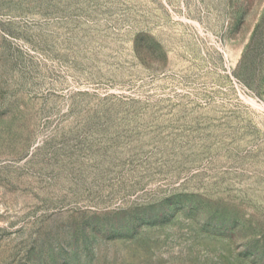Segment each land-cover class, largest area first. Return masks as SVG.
Wrapping results in <instances>:
<instances>
[{"label":"rangeland","instance_id":"rangeland-1","mask_svg":"<svg viewBox=\"0 0 264 264\" xmlns=\"http://www.w3.org/2000/svg\"><path fill=\"white\" fill-rule=\"evenodd\" d=\"M0 264H264V0H0Z\"/></svg>","mask_w":264,"mask_h":264}]
</instances>
